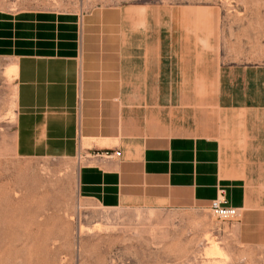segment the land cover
<instances>
[{"label": "rangeland", "instance_id": "374dc122", "mask_svg": "<svg viewBox=\"0 0 264 264\" xmlns=\"http://www.w3.org/2000/svg\"><path fill=\"white\" fill-rule=\"evenodd\" d=\"M38 14L78 19L93 94L114 79L119 51L143 71L167 55L180 84L172 89L174 111L189 119L188 131L219 139L235 167L251 174L250 189L261 187L264 100L260 110H226L218 85L224 71L255 69L264 96V0H0V20ZM6 56L0 54V264H264L261 190L232 221L217 220L208 207L103 209L78 200L77 160L16 157V73L5 72L14 66ZM147 92L140 87L139 97ZM86 96L82 85L80 109Z\"/></svg>", "mask_w": 264, "mask_h": 264}, {"label": "crops", "instance_id": "0c3cea01", "mask_svg": "<svg viewBox=\"0 0 264 264\" xmlns=\"http://www.w3.org/2000/svg\"><path fill=\"white\" fill-rule=\"evenodd\" d=\"M79 35L75 16L0 20V54L16 67V157L77 160L78 200L103 209L139 202L209 208L222 193L225 205L240 212L247 203L255 204L250 198L258 190V204H263L264 182L251 190L246 180L251 174L235 167L221 141L188 131L189 119L174 111L179 104L172 89L180 84L167 55L143 71L119 51L114 79L93 94L90 59L83 54ZM82 85L87 102L80 109ZM144 85L148 92L143 98L139 88ZM262 90L258 70L220 73L223 109L260 110Z\"/></svg>", "mask_w": 264, "mask_h": 264}, {"label": "built area", "instance_id": "2783aa9c", "mask_svg": "<svg viewBox=\"0 0 264 264\" xmlns=\"http://www.w3.org/2000/svg\"><path fill=\"white\" fill-rule=\"evenodd\" d=\"M209 210L219 221H232L239 217V211L237 209L225 205L222 193L211 201Z\"/></svg>", "mask_w": 264, "mask_h": 264}, {"label": "bare ground", "instance_id": "6f19581e", "mask_svg": "<svg viewBox=\"0 0 264 264\" xmlns=\"http://www.w3.org/2000/svg\"><path fill=\"white\" fill-rule=\"evenodd\" d=\"M8 66V65H7ZM6 66V67H7ZM5 72L9 73V74H14L16 73V68H15V65L14 66H9L8 68L5 69ZM84 146H87L88 147V144H84ZM210 246V245H209ZM211 248V247H210ZM217 252V251H216ZM215 253V252H214ZM215 256V254H213ZM217 255V253H216ZM220 255V254H219ZM218 256V255H217Z\"/></svg>", "mask_w": 264, "mask_h": 264}]
</instances>
